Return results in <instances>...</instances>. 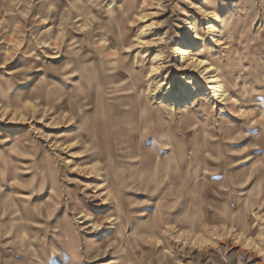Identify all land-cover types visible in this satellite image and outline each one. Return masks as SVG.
<instances>
[{"label":"rangeland","instance_id":"rangeland-1","mask_svg":"<svg viewBox=\"0 0 264 264\" xmlns=\"http://www.w3.org/2000/svg\"><path fill=\"white\" fill-rule=\"evenodd\" d=\"M192 143L205 204L139 213ZM48 253L264 264V0H0V264Z\"/></svg>","mask_w":264,"mask_h":264},{"label":"crops","instance_id":"crops-1","mask_svg":"<svg viewBox=\"0 0 264 264\" xmlns=\"http://www.w3.org/2000/svg\"><path fill=\"white\" fill-rule=\"evenodd\" d=\"M176 141L177 142L182 141L183 144H184V141L189 142L187 136H186V140L182 138L181 140L177 139ZM191 148H192L191 150L192 154L187 155V158L185 156H184L185 158L182 156V155H185L183 152L181 151L177 152V156L175 157V164L173 165V173L180 172L187 176V177H184V179L187 180V184H189L188 187L181 189L180 191L179 189H175L174 188L175 186L171 187L169 185L168 187L164 188L165 194H161L159 196L155 195V197L153 198L151 195H149V197H145V196L142 197L144 200H147V201L146 203L141 204V207L143 208H141L142 210H140L139 213H145L147 211V217L149 218V216H151L154 211L152 210L153 209L152 207L154 204L153 205L151 204L154 201L153 199H156V201H160V205H163V203L164 205L165 204L175 205L180 199L179 196H183V194L184 196H186L185 198H187V200L189 199L191 200V202H188V205H190L191 203L193 206L197 205V207H199L205 204L206 190L204 187L205 185L202 182L203 177H201L203 175V172H202L203 165L201 164V161H203V157L200 158L204 148H201L199 145H195L193 143L191 144ZM184 162H186L187 165L184 164ZM175 179L173 177L171 180H175ZM164 199H165V202L163 201ZM146 206H148V210L144 208ZM147 217H143V219L146 218L145 220L149 221ZM40 256H41V259H43V262L47 260L46 256L44 255H40ZM51 256H53V260L55 261L53 262V264H57L56 261H58L57 258L59 257V255L54 254V253H48V257H51Z\"/></svg>","mask_w":264,"mask_h":264},{"label":"bare ground","instance_id":"bare-ground-1","mask_svg":"<svg viewBox=\"0 0 264 264\" xmlns=\"http://www.w3.org/2000/svg\"><path fill=\"white\" fill-rule=\"evenodd\" d=\"M195 54H197V51H195L194 53H193V55L195 56ZM195 60V62L198 64V65H200V64H204V65H206V70H209V71H211V69H212V66H211V64L210 63H207V61L206 60H202V59H198V58H195L194 59ZM193 60V61H194ZM209 81L210 82H213L214 83V86H213V88H214V91L218 94V97H226V92H225V90L223 89V86H222V84L220 83V76H218L217 74H210L209 76ZM210 84V83H209ZM212 86V85H211ZM194 99V98H193ZM196 101V100H195ZM200 105V104H199ZM82 217H84L85 219H86V216L84 215V214H82L81 215ZM92 224V226H94V227H96V229H98L100 226H97V225H95L94 223H91Z\"/></svg>","mask_w":264,"mask_h":264}]
</instances>
